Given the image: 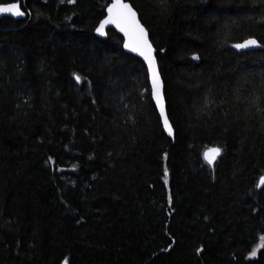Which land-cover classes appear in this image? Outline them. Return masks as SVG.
<instances>
[{
    "label": "trees",
    "instance_id": "1",
    "mask_svg": "<svg viewBox=\"0 0 264 264\" xmlns=\"http://www.w3.org/2000/svg\"><path fill=\"white\" fill-rule=\"evenodd\" d=\"M110 1L28 0L26 19H0V264H264V249L243 259L264 234V49L228 47L260 38L263 0H125L156 49L174 140L141 99L142 62L112 30L95 43ZM208 147L222 148L214 169Z\"/></svg>",
    "mask_w": 264,
    "mask_h": 264
},
{
    "label": "snow or ice",
    "instance_id": "2",
    "mask_svg": "<svg viewBox=\"0 0 264 264\" xmlns=\"http://www.w3.org/2000/svg\"><path fill=\"white\" fill-rule=\"evenodd\" d=\"M203 2V0H202ZM68 4L75 3V0H67ZM28 0H12V2H0V16H11V17H25L26 15H31L30 10L27 7ZM102 18L98 19V23L94 27V32L96 37H107L109 27L115 29L117 33L120 34L122 38V49L126 50L128 53L134 54L136 57L140 58L142 61V67L144 71L145 81L147 87L140 93L141 99L144 98V93H148L149 103L152 106V110L157 113V122L160 128L161 134H166V137L175 139L176 128L170 119L167 105L164 96V84L161 79L160 69L158 66L156 58V49L153 47V43L149 38V30L140 22L138 19L137 11L134 10L130 3L125 2V0H111L103 6ZM232 23H235L234 21ZM261 24H264V12H262ZM231 36V28L228 24H225L223 29L218 31L217 43L227 44ZM95 43L103 45V40H96ZM231 49H235L236 53L247 56L254 54L253 51L256 49H264V31L261 32L260 38L257 39L254 35H249L247 38L242 39L239 42L231 43L228 45ZM161 53L165 52L164 48H160ZM123 55V53H121ZM192 60H199V56L193 54ZM73 78L77 84L81 83V76L73 73ZM262 85H264V78H262ZM264 91V87H262ZM92 103L95 104L96 101L93 99ZM209 101L205 99V106ZM222 154L221 147H208L205 148L201 153V157L204 163L209 167H215L218 158ZM111 155V153H109ZM162 159L167 161L168 153L164 152ZM47 165H55L56 161L53 160L51 156L45 161ZM62 171V169H56ZM169 169L165 165L162 170V180L165 189L169 188ZM264 186V176L259 178V182L255 185L256 189H260ZM249 196L253 193L249 192ZM167 205L168 208L165 210L166 215L171 217L176 209L173 207V197L169 191L167 195ZM258 209L252 208V212H257ZM208 216H204V220L207 221ZM83 217L76 221L77 224L81 223ZM165 236L171 241L168 243L167 247L161 249L163 252H168L173 249L176 238L170 234L165 233ZM258 243L251 248L247 256H244V260H251L257 256L259 249H264V234L258 236ZM196 254L199 255L203 251V246L196 248ZM156 255V253H153ZM233 260H236V256L233 255ZM62 264H68V259L65 258Z\"/></svg>",
    "mask_w": 264,
    "mask_h": 264
},
{
    "label": "water",
    "instance_id": "3",
    "mask_svg": "<svg viewBox=\"0 0 264 264\" xmlns=\"http://www.w3.org/2000/svg\"><path fill=\"white\" fill-rule=\"evenodd\" d=\"M110 2H111V1H110ZM125 2H127V1H125ZM127 3H129V2H127ZM263 3H264V0H263ZM134 10H135V9H134ZM137 14H138V13H137ZM3 17L10 18V19H12V20H14V21H19V20H24V19H26L27 15H26L25 17L0 16V19L3 18ZM138 19H139V16H138ZM140 22H141V21H140ZM109 30L114 31L116 34H118V35L120 36V34L117 33V32L115 31V29L109 27V29H108L107 31H109ZM120 37H121V36H120ZM97 38H99V39H101V40H105L107 37H103V38H101V37H97ZM256 50H259V49H256ZM123 51H124L125 53L131 55V56L136 57L134 54H132V53H128V52H126V50H124V49H123ZM250 51H255V50H250ZM155 55H156V53H155ZM136 58L140 60L139 57H136ZM141 62H142V61H141ZM161 79H162V78H161ZM169 139L173 140L172 138H169ZM262 187H263V186H262ZM262 187H261V188H262ZM261 188H260V189H261Z\"/></svg>",
    "mask_w": 264,
    "mask_h": 264
}]
</instances>
